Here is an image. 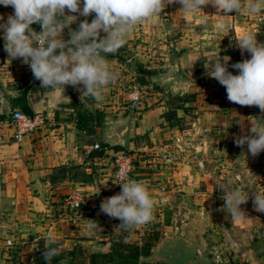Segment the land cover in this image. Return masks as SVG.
Returning a JSON list of instances; mask_svg holds the SVG:
<instances>
[{"label":"crops","instance_id":"0c3cea01","mask_svg":"<svg viewBox=\"0 0 264 264\" xmlns=\"http://www.w3.org/2000/svg\"><path fill=\"white\" fill-rule=\"evenodd\" d=\"M243 3L246 9L249 0ZM180 8L178 3L168 4V22L159 16L143 21L117 52L105 54L117 78L100 101L81 99L82 85H66L64 90L41 87L22 58L8 56L0 35V95L30 84L28 102L39 120L17 142L6 121L8 106L0 104V264H29L38 250L34 245L49 234L56 237L60 251L81 249L85 254L108 252L118 241L135 239L132 234L126 237L117 218L100 210L104 199L120 192L108 169L109 151L116 147L137 151L141 181L155 201L148 224L160 235L138 263L198 264V256L208 261L202 252L208 238L202 233L219 220L201 222L200 217L214 208L224 209L225 203L220 191L202 182L212 175L216 160L221 166H248L262 159L261 153L253 157L247 144L238 146L235 140L264 113L254 105L230 102L225 86L208 75L204 64L228 56V70L237 74L231 65L250 58V53L242 54L236 40L252 30L264 42V18L245 10L223 16L212 5L188 15ZM12 12L11 6L0 5L5 19ZM73 15L78 19L64 29V39L69 38V28L77 29L84 19L91 22L95 13ZM217 19L225 22L224 35H216L212 27ZM169 74L172 80L163 83ZM137 75L146 83H139ZM135 84L148 90L138 108L129 99V88ZM189 95L194 99L184 100ZM168 149L178 158L175 165L163 163ZM58 170L66 175L54 180ZM73 191L86 200L79 219H57L51 203ZM91 223L97 227L90 229ZM243 255L251 257L248 252Z\"/></svg>","mask_w":264,"mask_h":264},{"label":"clouds","instance_id":"9594fccd","mask_svg":"<svg viewBox=\"0 0 264 264\" xmlns=\"http://www.w3.org/2000/svg\"><path fill=\"white\" fill-rule=\"evenodd\" d=\"M172 3L180 4L185 15L199 13L206 5L214 6L217 12L222 11L223 16L233 10L237 14L242 10L257 14L264 9V0H249L246 9L243 0H0V5L13 9L6 19L0 15V35L8 56L22 58L41 87L64 90L66 85H82L79 89L81 99L91 97L100 101L104 90L117 78L105 54L117 52L136 25L160 16ZM74 13L83 17L95 15L91 22L84 19L77 29L69 28V38L64 39V29L78 19ZM33 23L41 26L39 32L31 26ZM204 25L207 26V21ZM212 27L216 35H224L226 25L223 20L217 19ZM101 32L104 33L102 37ZM236 44L242 54L244 51L250 53V58L231 65L238 70L237 74L228 70V56L210 60L204 64L205 68L208 75L225 86L230 102L241 106L255 105L264 113V42H259L252 30H247ZM162 79L163 83H169L172 76L169 74ZM138 95L134 93L132 98L136 99ZM5 103L8 104L7 100L0 95V104ZM235 143L238 146L247 144V151L253 157L264 151V118L257 116L250 122L248 133L236 138ZM118 184L121 191L101 202V212L118 218L121 222L118 227L124 230L150 222L155 201L147 184L128 177L126 172L120 174ZM222 190L226 192L225 211L232 218L241 219L245 213L240 206L247 202L249 192L232 187L231 182ZM251 193L254 194L255 210L264 213V193ZM96 227V223L89 225L90 229ZM57 244L54 235L46 237L42 254L46 264H51L59 255Z\"/></svg>","mask_w":264,"mask_h":264},{"label":"rangeland","instance_id":"374dc122","mask_svg":"<svg viewBox=\"0 0 264 264\" xmlns=\"http://www.w3.org/2000/svg\"><path fill=\"white\" fill-rule=\"evenodd\" d=\"M161 14L160 19L167 20L169 18L167 15L168 9L164 8ZM161 21L164 22V20ZM143 24L141 22L137 26H143ZM36 28H41V26L38 24ZM133 87L134 85L129 88V93ZM140 89L142 99L146 97L148 90ZM255 107L258 108V106ZM261 117L264 118V116ZM6 121L9 125L8 118H6ZM261 154L262 159L257 160L255 163H248L249 167L245 163V165L238 164V166L231 164L221 166L216 160L217 165H212V175L202 182L208 188L220 191L224 195L223 198L226 197V192H223L222 189H225L229 182H231L232 187L241 188L245 193L249 192L246 203L250 205L242 204L240 206L245 213L241 219L232 218L222 208H214L212 212H208L207 216L201 215V222H207L208 219L213 217L215 221L219 220L212 227L207 226L202 233L205 238H208L204 249H202L204 253L202 255L212 264H251V261L264 264V213L257 212L254 206L251 205L254 199L252 197L254 194L251 192L264 193V151ZM252 169L255 170L254 175L251 174ZM65 175L64 171L58 170L53 178L54 180H61ZM60 198H62V195L56 196L54 201L56 200L57 203ZM149 226L151 227V224ZM41 244H45V240L40 241L39 246ZM244 252H248L251 257L244 256Z\"/></svg>","mask_w":264,"mask_h":264},{"label":"built area","instance_id":"2783aa9c","mask_svg":"<svg viewBox=\"0 0 264 264\" xmlns=\"http://www.w3.org/2000/svg\"><path fill=\"white\" fill-rule=\"evenodd\" d=\"M258 18H264V10L258 13ZM36 31H40L41 28H36ZM141 87L138 84H135L132 91L129 93V99L132 104V107L138 108L141 102ZM134 93H138V97L133 99L132 96ZM10 122V127L13 129L12 137L15 141L19 142L22 138L33 131L39 122L36 116H33L32 119L26 117L19 111H15L8 115ZM137 151L133 149H122V150H111L109 151V173L111 180L115 183L116 187L121 191V187L118 184L120 182V174L127 173V176L136 180L141 181V167L140 161L136 156ZM163 163L168 165H175L177 163V156L171 151L167 150L162 154ZM85 196L79 191H73L71 193H66L62 195V198L59 200L53 201L51 203V212L57 219L69 220L71 222H76L79 219L80 212L85 205ZM118 224L120 220L117 218ZM122 229V228H121ZM126 237L129 235L135 236V239L129 243L141 245L142 237L151 232V227L148 223L138 226L133 229L124 230Z\"/></svg>","mask_w":264,"mask_h":264},{"label":"trees","instance_id":"16d2710c","mask_svg":"<svg viewBox=\"0 0 264 264\" xmlns=\"http://www.w3.org/2000/svg\"><path fill=\"white\" fill-rule=\"evenodd\" d=\"M145 72L151 73V70H145ZM136 80L141 84L146 83V79L143 76L137 75ZM193 99L194 95H189L184 98V100ZM71 102L75 105V99L72 98ZM99 124L100 123L97 122L96 125ZM114 149L122 150L120 147H116ZM159 235L160 232L154 229L142 237L141 245L125 241H118L108 252L85 254L81 249L64 251L59 250V255L52 259L51 264H64L66 261V264H139L138 258L140 256L148 255V247L156 241ZM44 251V244L38 246L35 257L30 261L29 264H46V261L42 255ZM140 264L148 263L143 262Z\"/></svg>","mask_w":264,"mask_h":264},{"label":"water","instance_id":"95a60500","mask_svg":"<svg viewBox=\"0 0 264 264\" xmlns=\"http://www.w3.org/2000/svg\"><path fill=\"white\" fill-rule=\"evenodd\" d=\"M29 90H30V84L20 87L19 89L15 90L13 93H7L4 92V90L1 91L3 93L4 99L7 100L8 102V104L7 103L6 104L9 109V114L15 111H19L26 117H29L30 119L33 118L34 113L28 102ZM196 259L198 261V264H212L202 259L200 256H198Z\"/></svg>","mask_w":264,"mask_h":264}]
</instances>
